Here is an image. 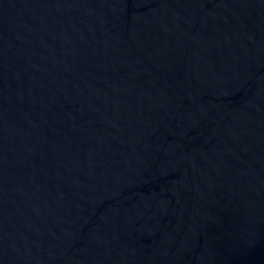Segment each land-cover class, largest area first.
<instances>
[{
    "label": "water",
    "instance_id": "95a60500",
    "mask_svg": "<svg viewBox=\"0 0 264 264\" xmlns=\"http://www.w3.org/2000/svg\"><path fill=\"white\" fill-rule=\"evenodd\" d=\"M0 264H264V0H0Z\"/></svg>",
    "mask_w": 264,
    "mask_h": 264
}]
</instances>
